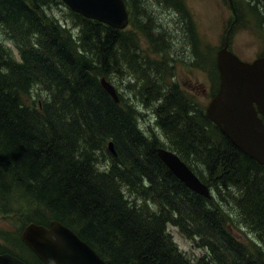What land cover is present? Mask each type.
<instances>
[{
	"label": "trees",
	"instance_id": "trees-1",
	"mask_svg": "<svg viewBox=\"0 0 264 264\" xmlns=\"http://www.w3.org/2000/svg\"><path fill=\"white\" fill-rule=\"evenodd\" d=\"M125 1L130 12L125 29L71 10L78 26L74 29L52 12L51 5L64 4L62 0H0L2 212L15 214L10 213V198L17 196L27 207L23 223L47 226L57 220L109 264H264V165L236 147L184 92L164 93L158 75L168 68L165 47L157 44L161 37L149 23L136 25L131 0ZM246 2L264 43V0ZM133 24L150 36L160 58L136 52L138 29H132ZM131 71L139 72L142 100H159L155 110L169 149L191 168L190 163L201 162L207 176L200 178L221 193V202H230L224 191L237 189L232 197L235 217L257 232L261 245L255 251L231 236L226 223L236 220L224 214L225 205L178 179L158 155L163 146L158 136L139 128L134 106L121 94L116 102L101 83L102 77L111 80L114 74L129 76ZM131 80L129 88L134 87ZM110 141L116 155L108 148ZM169 225L202 240L208 253L188 256ZM0 238L6 243L0 252L28 264H45L18 233L13 237L5 231ZM21 249L32 260L17 251Z\"/></svg>",
	"mask_w": 264,
	"mask_h": 264
},
{
	"label": "rangeland",
	"instance_id": "rangeland-1",
	"mask_svg": "<svg viewBox=\"0 0 264 264\" xmlns=\"http://www.w3.org/2000/svg\"><path fill=\"white\" fill-rule=\"evenodd\" d=\"M235 1L240 11L236 10L237 26L235 25L233 32L231 31L230 34V49L243 60L252 61L260 55L264 48L262 37L257 32L261 31V27L257 24V19L253 14V10L247 4V0ZM182 2V6L179 7L168 0H131V5L136 12L135 24L149 23L152 26L151 30L154 35L161 37L157 44L161 43L160 45L165 47L164 55L168 69L167 71L160 69L158 75L165 87L164 93L170 89L180 90L189 96L190 101H195V105L206 113L211 99L216 95L220 86L219 69L216 72L217 81H219L217 84L212 64L216 62L217 66V51L220 49L225 32L235 16L228 0H182ZM51 9L64 24H68L74 29L78 28L73 20L75 17L70 14L71 9L65 2L64 4H52ZM131 28L138 29L134 24ZM3 38L7 45L15 50L12 42L5 35H3ZM136 38L139 43L136 52L140 50L142 53H150V58H160L158 54L153 52L155 46L151 43L148 34L138 29ZM135 59L141 63L139 56ZM138 73V71H135V73L131 71L129 76L126 75L127 77L114 74L112 79L109 80L115 85L119 95L121 94L137 110L139 128L151 137L157 135L160 143L169 148V141L158 124L159 118L155 110L159 100L148 104L142 100ZM129 77L132 79L133 88L128 87ZM190 165L197 171L198 176L200 174L204 178L207 176V172L200 161H197V164L190 163ZM210 191L215 202L217 199L221 200V193L217 189L210 186ZM223 194L228 195L226 197L230 199L229 203L225 202V199L222 202L220 201L221 205H225L223 212L228 218L236 220V224L226 223L230 228L231 236L242 244L247 243L248 248L255 251V246L260 247L261 245L257 232L243 227V222L235 217L238 210L235 208L236 204L232 197L238 195L237 189L231 187L229 191H224ZM10 200L13 206L10 213L15 212V214L7 216L2 212V206H0V235L2 232L11 231L13 237L16 233L22 236L23 228L29 224L23 223L24 212L27 207L17 202V196L10 198ZM18 214L19 218L16 216ZM230 219H227L226 222H230ZM49 225L44 226L48 227ZM168 229L179 247L191 258L196 259L208 253V248L203 246L205 243L202 240L188 237L179 227L169 225ZM4 244L6 245L0 238V246ZM14 250L16 251V249ZM17 251L27 259H32L30 254H26L23 249ZM222 254L221 252L220 256ZM218 264H221V261Z\"/></svg>",
	"mask_w": 264,
	"mask_h": 264
},
{
	"label": "water",
	"instance_id": "water-1",
	"mask_svg": "<svg viewBox=\"0 0 264 264\" xmlns=\"http://www.w3.org/2000/svg\"><path fill=\"white\" fill-rule=\"evenodd\" d=\"M69 8L84 17L95 19L118 29L129 24L125 0H63ZM234 20L226 30L217 51L220 86L211 99L206 116L249 157L264 165V55L252 61L243 60L230 49V34L237 22L234 0H228ZM101 83L116 101L120 96L115 85L106 77ZM108 148L117 154L114 142ZM158 155L172 173L189 189L211 197L210 187L175 151L159 147ZM22 240L46 264H109L85 240L59 221L49 227L35 222L23 230ZM0 264H27L11 253H0Z\"/></svg>",
	"mask_w": 264,
	"mask_h": 264
},
{
	"label": "bare ground",
	"instance_id": "bare-ground-1",
	"mask_svg": "<svg viewBox=\"0 0 264 264\" xmlns=\"http://www.w3.org/2000/svg\"><path fill=\"white\" fill-rule=\"evenodd\" d=\"M130 41V40H129ZM22 45V44H21ZM115 46V45H114ZM8 47V46H7ZM12 57V56H11ZM141 126V125H140ZM146 133V132H145ZM200 176V175H199ZM222 211V210H221ZM245 224V223H244ZM226 229V228H225ZM237 229V228H236Z\"/></svg>",
	"mask_w": 264,
	"mask_h": 264
},
{
	"label": "flooded vegetation",
	"instance_id": "flooded-vegetation-1",
	"mask_svg": "<svg viewBox=\"0 0 264 264\" xmlns=\"http://www.w3.org/2000/svg\"><path fill=\"white\" fill-rule=\"evenodd\" d=\"M3 253H5V252H3ZM32 260V259H31ZM26 262V261H25ZM29 264H32V263H29Z\"/></svg>",
	"mask_w": 264,
	"mask_h": 264
}]
</instances>
